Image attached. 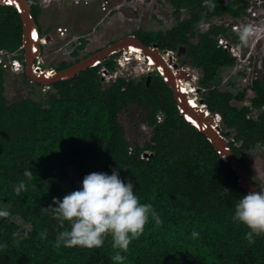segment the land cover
I'll return each instance as SVG.
<instances>
[{"label":"trees","instance_id":"16d2710c","mask_svg":"<svg viewBox=\"0 0 264 264\" xmlns=\"http://www.w3.org/2000/svg\"><path fill=\"white\" fill-rule=\"evenodd\" d=\"M27 2L42 36L39 4ZM249 2L170 0L174 20L170 29L137 30L133 35L148 47L155 44L176 53L185 48L184 64L201 71L195 84L199 100L211 115L220 117L221 135L252 179L246 154L264 145V61L260 77L249 85L254 96L246 98L248 87L240 93L220 91L222 69L233 66L234 60L217 45V38L226 36L228 29L212 21L243 18ZM205 24L208 29L200 30ZM85 43L79 40L72 52L74 61L61 62L56 70L79 61ZM20 46V15L13 6L0 5V49L13 53ZM116 55L53 84L56 93L38 100L29 95L9 103L0 73V210L9 213L0 217V264H115L110 257L119 250L112 248L110 235L101 248L55 247L58 233L69 225L61 227L49 206H55L53 197L78 189L86 174H110L117 167L122 180H132L140 202L150 203L162 220L157 226L150 218L141 237L122 253L123 264H264V235L249 244L246 226L232 219L235 203L247 193L238 187L233 169L180 114L157 71L150 74L147 85L146 76L117 78L104 85L101 69L113 71ZM19 58L23 59V51ZM21 77L27 83L25 72ZM244 99L250 106L232 105ZM128 106H137L139 121L151 129L142 145L130 144L119 122ZM27 168L33 177L23 176ZM21 180L26 187L17 195L14 187ZM194 230L197 238L191 236ZM14 232L28 236L17 241Z\"/></svg>","mask_w":264,"mask_h":264},{"label":"rangeland","instance_id":"374dc122","mask_svg":"<svg viewBox=\"0 0 264 264\" xmlns=\"http://www.w3.org/2000/svg\"><path fill=\"white\" fill-rule=\"evenodd\" d=\"M223 2L226 3L227 0H223ZM259 2L261 0H250L246 9L247 15L255 12L264 17V7H261ZM39 8L41 15L37 23L44 31L43 36L52 37V41L46 45L47 50L44 57L49 66L57 65L62 61L73 62L75 58L71 54L81 38L86 43L77 58L92 54L104 46L133 35L137 30L165 32L174 24L170 0H51L49 3L40 2ZM185 17L187 14L182 15V18ZM220 20L223 24L219 23V25L225 26L224 22L229 20V17H221ZM207 29L208 25L205 24L200 30L205 31ZM200 30L198 32H202ZM63 34L65 36H62ZM227 38L231 39L228 32ZM59 46L61 47L58 48ZM251 48L253 53L252 71L258 74L257 77H260L262 62L264 61V39L259 40ZM245 49H249V47ZM173 53L175 54V52ZM180 53L183 56L185 48H182ZM190 69L194 77L198 79L201 71L191 67ZM149 71L147 63L140 61L131 76H147ZM226 75L221 72L219 90L233 93L242 92L244 87L241 85L240 78L226 79L227 81H225ZM3 77L5 96L9 103L19 101L29 95L36 100L45 97L35 92L29 93L26 83L20 75L5 72ZM197 79L190 83V93H194L193 87ZM106 81V79H102L104 85H106ZM229 81L233 85L229 84ZM194 97L198 102L199 94L195 92ZM244 100L241 103L234 100L232 105L244 106L242 104ZM119 122L124 129L125 138L130 144L142 145L149 140L151 129L139 121V108L137 106H128L127 109L123 110L119 114ZM231 136L230 134L228 137ZM246 155L250 161L252 179L261 191H264V145ZM66 173L70 176L71 168H68ZM75 184L80 186L77 182ZM13 221L20 224L17 218H13Z\"/></svg>","mask_w":264,"mask_h":264},{"label":"clouds","instance_id":"9594fccd","mask_svg":"<svg viewBox=\"0 0 264 264\" xmlns=\"http://www.w3.org/2000/svg\"><path fill=\"white\" fill-rule=\"evenodd\" d=\"M248 31L247 27L242 30V40ZM187 67L190 68L189 65ZM192 96L196 99L194 93ZM118 169L121 168L112 169L110 174L90 172L83 177L78 189L59 199L53 197L55 206H49L53 210V217L61 227L66 223L69 225L58 233L55 247L101 248L105 237L110 235L112 248L119 250L110 259L115 264H123L126 256L122 253H127L130 243L141 237L150 218L157 226L162 223L150 203L140 202L133 191L132 180L120 178ZM23 176L31 178L33 173L27 168ZM25 187V182L21 180L14 187V192L19 195ZM8 214L6 210H0V217ZM232 219L246 226L248 231L244 235L249 244L254 243L256 237L264 235V191L254 190L243 194L234 205ZM13 236L19 241L26 239L28 233L14 232ZM191 236L197 238L199 233L194 230Z\"/></svg>","mask_w":264,"mask_h":264},{"label":"water","instance_id":"95a60500","mask_svg":"<svg viewBox=\"0 0 264 264\" xmlns=\"http://www.w3.org/2000/svg\"><path fill=\"white\" fill-rule=\"evenodd\" d=\"M0 5L13 6L20 15L22 22V46L25 76L33 79L39 85H53L60 81L72 79L79 73L86 71L88 68L99 65L110 56L120 51H127L130 46L140 50L144 56L150 57L152 64L149 68L150 71L146 76V85L150 80V74L153 71H157L171 90L180 114L194 128L205 135L215 151L220 154L222 161L233 169L238 179V187L245 189L247 192L254 190L258 191L257 186L232 152L226 137L221 135V127L219 125L220 117L218 115H211L205 108L203 100H199L197 106H193L187 94L182 92L178 83H191L193 77L187 70L182 68L187 67L185 64H182V67L178 68L179 65L174 63L172 67H170L172 61V57L168 54L170 51H160L155 44L148 47L136 36L130 35L87 55L79 61L72 63L65 69L55 72L51 76L44 75L37 77L32 73L31 67L35 57L39 55L40 51V48L37 47L38 44L32 39V33H35L38 37V31L37 24L30 16V6L27 0H0ZM34 48L36 49L35 51ZM181 50L182 47L179 48L177 56ZM166 56H168V63L167 60H165ZM195 92L198 93L197 90ZM230 134L231 133L228 132L226 133V136H229Z\"/></svg>","mask_w":264,"mask_h":264},{"label":"built area","instance_id":"2783aa9c","mask_svg":"<svg viewBox=\"0 0 264 264\" xmlns=\"http://www.w3.org/2000/svg\"><path fill=\"white\" fill-rule=\"evenodd\" d=\"M40 2H50L51 0H37ZM231 1V0H227ZM261 7H264V0H261L259 2ZM248 13V11H247ZM221 17L215 18L212 21L219 25L223 24L220 20ZM211 21V22H212ZM224 28L228 29V33L231 36V39L227 38L226 36H219L217 38V45L218 47H221L222 49L227 50V52L231 55V57L234 60L233 66L222 69V73L227 74L225 76V81L228 79H236L240 78L241 85H243L244 89L247 88V94L246 98H250L254 96L253 92L249 88V85L251 82L255 79H257L256 72L253 73V53L251 52V47H253L257 42L262 39H264V17L260 14H256L255 12H251L250 14H246L241 19L232 20L229 18V20H226ZM208 25V24H207ZM247 27L249 29L246 38L241 39L242 30ZM233 34V35H231ZM234 37L236 40H234ZM32 39L34 42H36L38 45L37 47L40 48L39 55L35 57L31 70L34 75L37 77L48 75L51 76L57 70L53 65L49 66L46 64L44 57L45 52L44 51V45L46 44V40L44 36L35 35L33 36L32 33ZM246 47H249V49H245ZM36 49L34 48V51ZM21 51H23V46H20L19 49L16 52L8 53L6 50L0 49V73L4 76L5 72H9L14 75H22V73L25 71V65L24 60L20 59L19 56L21 55ZM116 57L113 59L115 62V67L113 71H108L105 68L101 69V78L106 79V85L110 82L116 80L117 78H122L125 80L134 79L133 77L138 76H131L134 71L137 64L142 62L147 63L148 71L151 66V58L141 55L139 52H129L127 51H120L116 53ZM169 56L172 57V61L170 64V67L174 63H176L177 58L175 59V54L173 52L168 53ZM147 60V61H145ZM165 60H167L168 63V56L165 57ZM187 70L192 75V82L195 81L197 78L194 77V75L191 72V69L188 67L183 68ZM251 75H253L251 77ZM27 78V77H26ZM227 79V80H226ZM224 81V80H223ZM191 82V83H192ZM187 85H190V83H185ZM26 88L29 93H38L39 95H44L45 97L49 94H55L56 91L53 88V85H39L37 84L33 79L27 78ZM194 91H196L195 86L193 87ZM244 106H250L249 99H245L242 103ZM158 119H161V116H158Z\"/></svg>","mask_w":264,"mask_h":264},{"label":"bare ground","instance_id":"6f19581e","mask_svg":"<svg viewBox=\"0 0 264 264\" xmlns=\"http://www.w3.org/2000/svg\"><path fill=\"white\" fill-rule=\"evenodd\" d=\"M128 51H129V52H133V51L140 52V50H138L137 48H135V47H133V46H130V48L128 49ZM151 61H152V60H151ZM150 63L152 64V62H150ZM178 85H179V87L181 88L182 92L185 93V94H187L189 100L191 101V104H192L193 106H197V101H196V99H194V98L191 96V94H193V93H190L191 88H189V87H190L191 85H187V84H183V83L180 84V82L178 83ZM194 93H195V92H194Z\"/></svg>","mask_w":264,"mask_h":264},{"label":"flooded vegetation","instance_id":"af4514ba","mask_svg":"<svg viewBox=\"0 0 264 264\" xmlns=\"http://www.w3.org/2000/svg\"><path fill=\"white\" fill-rule=\"evenodd\" d=\"M42 36H43V35H42ZM62 36H65V34H63ZM44 37H45V40H46V44L43 46V47L45 48V49H44V51H45V50H47L46 45H48V44L52 41V37H49V36H44ZM81 39H82V38H81ZM81 39H80V40H81ZM78 43H79V42H78ZM78 46H79V44H78V45H75L74 49H75L76 47H78ZM107 46H108V45H107ZM60 47H61V46H59L58 48H60ZM104 47H106V46H104ZM104 47H103V48H104ZM83 49H84V48H83ZM83 49H82V50H83ZM160 51H162V50H160ZM72 52H73V51H72ZM71 55H72V54H71ZM88 55H90V54H88ZM175 55H176V56H175V59L177 58L175 64H178V65H180V64H181V65L184 64L183 60L180 59V58H181V57L184 58L185 54L182 56L181 53H180V54L177 56V53H175ZM86 56H87V55H84L82 58H84V57H86ZM82 58H80V59H82ZM80 59H79V60H80ZM180 60H181L182 62H180ZM62 62H64V61H62ZM60 63H61V62H60ZM60 63H59V64H60ZM57 65H58V64H57ZM57 65H53V66L55 67V69H56V66H57ZM178 68H179V66H178ZM153 72H154V71H153Z\"/></svg>","mask_w":264,"mask_h":264},{"label":"snow or ice","instance_id":"6c2138e0","mask_svg":"<svg viewBox=\"0 0 264 264\" xmlns=\"http://www.w3.org/2000/svg\"><path fill=\"white\" fill-rule=\"evenodd\" d=\"M35 35H36V34H35V33H33V36H34V37H35Z\"/></svg>","mask_w":264,"mask_h":264}]
</instances>
